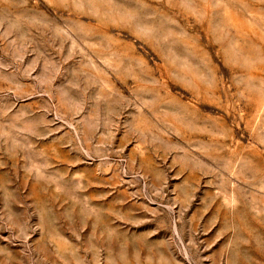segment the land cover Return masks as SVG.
I'll return each instance as SVG.
<instances>
[{
  "label": "rangeland",
  "instance_id": "1",
  "mask_svg": "<svg viewBox=\"0 0 264 264\" xmlns=\"http://www.w3.org/2000/svg\"><path fill=\"white\" fill-rule=\"evenodd\" d=\"M0 264H264V0H0Z\"/></svg>",
  "mask_w": 264,
  "mask_h": 264
}]
</instances>
